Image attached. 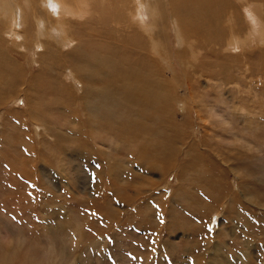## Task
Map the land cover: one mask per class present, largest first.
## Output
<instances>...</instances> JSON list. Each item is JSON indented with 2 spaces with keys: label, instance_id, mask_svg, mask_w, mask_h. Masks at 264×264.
Instances as JSON below:
<instances>
[{
  "label": "rangeland",
  "instance_id": "1",
  "mask_svg": "<svg viewBox=\"0 0 264 264\" xmlns=\"http://www.w3.org/2000/svg\"><path fill=\"white\" fill-rule=\"evenodd\" d=\"M201 1L219 19H179L178 0H123L114 32L87 35L77 60L88 61L76 69L93 76L80 85L94 90L93 133L84 92L61 86L71 81L60 74L66 53L30 84L39 66L29 70L26 49L0 42V264H264V41L252 58L226 50L227 16L247 39L246 26L264 25L255 14L264 4ZM147 4L156 25L144 31L130 14ZM49 81L66 90L43 93Z\"/></svg>",
  "mask_w": 264,
  "mask_h": 264
},
{
  "label": "bare ground",
  "instance_id": "2",
  "mask_svg": "<svg viewBox=\"0 0 264 264\" xmlns=\"http://www.w3.org/2000/svg\"><path fill=\"white\" fill-rule=\"evenodd\" d=\"M61 1L63 3H60ZM124 1H126V0H124ZM238 1L241 2L242 0H238ZM247 1L248 2L249 1L260 2L262 5L264 4V0H246V2ZM194 2H196V3H194ZM210 2H211L210 5L213 7L219 6L223 3L222 0H210ZM242 2L246 3L245 0H243ZM24 3L26 5H24ZM127 3L126 4L123 3V0H108L107 2H106V0H18L17 2L15 0H0V22H2V24H3V28L1 29V27H0V36H1L0 42H3L5 40H9V42L13 41V43L15 45L14 47L16 48V50L19 47H21L23 50L26 49L27 53L25 56L27 57V59L25 62L27 63L29 70H32L34 68V64L39 66L38 67L39 72H37V74L33 73V75L32 74L29 75L28 70H26L27 74L30 76V80H31L30 84H33L35 81H38V80L44 81L45 75H47L46 74L47 69L54 66L59 57L63 58V53H66L65 55H68L65 60H63V59L60 60V65L65 64L63 66V70L60 71V74H61V76L64 75V77H66L67 79L70 78L71 81L69 84L66 83L65 81H60V80L59 81L61 82V86L65 87V88L68 85H73V86H69V87H73L76 94L80 93L81 91L84 92L83 95L85 97V100H84V102H81L82 105H80V103H79V108H80V111H82L83 113L86 112L87 115L90 116V117H87L86 119H84L85 120L84 124L86 125L88 123L87 125L92 129V133H93V122H92V120H90V118L92 119L91 115H95L96 112L90 113L89 109H92V106L90 105L89 101H87V96L89 97L90 94L94 90L90 91L86 87V89L84 91V89H82L80 87V85L85 83L86 78H88V80L89 79L92 80L93 76L92 75L90 76V74L88 75V71H86L85 69H83L84 72L77 74L79 70L76 68L81 67L84 62L88 61V60H85V61H82V63L80 62L81 63V66H80V64H78L79 60H77V57L80 54L79 52H83V50L85 48L84 44L87 41V35H89V34L91 35L92 33H96V38H97V36L101 37L102 34H104L103 36H105V34L114 32L113 29H115V28L112 27L111 22H112V24L113 23L117 24V26H118V24L121 23V22L117 23L115 18L118 15H122L123 11H125V6L129 5V3H128V5H127ZM149 3H151V2H149ZM248 5H249V3H248ZM207 6L208 5H206V4L204 5L201 0H197V1H195V0L194 1L178 0L177 5L175 6L176 7V12H175L176 15L175 14L174 15L178 16L179 19H181V17H184V19H186L187 17L188 18L193 17V16H196L199 14L200 15L208 14V15L214 17L215 19H219L220 13L218 11H216L215 9L211 8L210 6H209V11H208ZM243 6L245 7L244 4H243ZM249 6L252 7L253 9H255V7H253V4H250ZM154 8L155 7L150 6V4H147V5H144V7H142L141 9H138L137 11H135L134 14L131 13L130 16H133L132 19L134 21H136L137 24L139 26H141V28L144 31H148V29H151L152 26L156 25L153 22L155 19H152L153 21H151V23H149L148 25H147V22L145 21L149 15H150V17H153L156 14V10H155L156 8L155 9ZM158 9H159V7H158ZM259 9H261L260 10L261 13L258 11H255V14H260V15L263 14L262 18L260 20H262V19L264 20V6H263V8H259ZM232 13L227 16V23L230 27L229 30L233 34L231 37L232 39H230V42L229 43L227 42V44H226V50L235 51V52L238 51V53L240 52V55H237V57L238 56H244L248 52L246 54V56H249L250 58H252L255 55V53H251V52H254V50L257 49L256 46L259 45V42L264 41V25L262 24L263 22H261V25H260L261 30H259V31H255L254 28L246 26L247 30H248V34H245V35H247L248 38L247 39L246 38L241 39L236 34V31H239V20ZM245 13H247V12H245ZM124 15L126 16V14H124ZM83 16H87V19L83 20L82 19ZM122 18H120V19H122ZM247 18L248 17H246V19ZM120 19L117 21L119 22ZM127 19L129 20V18H127ZM180 22H181L182 26H185V28H187V25H186L187 23L185 21L184 22L180 21ZM196 22H199V20L196 19ZM160 23H161V21H160ZM243 23L244 22H242V24ZM246 24H248V23H246ZM124 25H127V24H124ZM244 25H245V23H244ZM128 27H130L129 24H128ZM153 29L155 30V28H153ZM232 29H233V31H232ZM121 30H119V31H121ZM1 31H3L2 35H1ZM43 31L45 32L44 34H43ZM125 32H127V31H125ZM253 34L256 37L255 42H254ZM99 35H101V36H99ZM133 35H135V34L133 33ZM182 35H184V34H182ZM106 36L109 37V35H106ZM112 36H113V34H112ZM131 36H132V34H131ZM147 36L149 38L150 44L152 45L151 46L152 52L159 58V61L161 62V64L165 63V56H164L161 44L158 41L154 40V38H153L154 35L152 36L151 32ZM110 37H111V35H110ZM186 37H188V36H186ZM88 38H90V37H88ZM145 38H146V36L144 37V39ZM119 41H120V39H119ZM119 41L117 40V42H119ZM74 42H75L74 47L67 49L68 46L73 45ZM114 42H115V36L113 37L112 40H110L111 44H114ZM121 42H119V43L121 44ZM183 42H184V40H182V43ZM87 44H89V43H87ZM144 44H145V42H144ZM93 45H94V42H93ZM93 45H91V46H93ZM122 45H124V44H122ZM180 45H181V43H180ZM247 46H250V48H251L250 51H248L249 49L247 51L245 50V48H248ZM8 47H9V55L10 56H12V55L15 56V54H16V56L18 55L14 51L15 48H13L12 46H8ZM102 47H104V46L101 44L99 49ZM141 47L142 46H138L137 49L140 50ZM104 49H108V47L105 46ZM87 50H89V49H87ZM243 52H245V53H243ZM101 53H103V52H101ZM128 53L130 54V52H128ZM132 53L133 52H131V54ZM141 53L137 52V54H136L137 57H135L136 62H137V60H141ZM23 54H24V52H23ZM91 54L93 55L92 52H88V53L84 52V55L85 56L87 55L88 59H89V56ZM103 54H101V56H103ZM109 54H111V53H109ZM134 54L135 53H133V55ZM252 54H254V55H252ZM98 55H99V53H98ZM260 55H262L261 51H257V56H260ZM39 56L44 57V61H45V64L47 67L44 66L43 60L40 59ZM128 56L130 57V55H128ZM110 57L111 56H109L108 58L110 59ZM84 58H86V57H84ZM108 58H106V59H108ZM96 59H97V57H96ZM109 59H108V61H109ZM92 60H94V59H92ZM91 63L93 64L94 62H91ZM104 63H106L107 65H110L109 63H111V61L110 62H104ZM96 64H98V63H96ZM105 65H103V66L107 67ZM8 69H10V68H8ZM75 69H76V72H75ZM11 70H13V69H10L8 71H4L2 73H9V71H11ZM109 70L110 69H108V71ZM140 70L141 69H139L138 71H132V70L129 71L127 69V70H125V74L124 73H122V74H124V77L133 78L134 76H137V78H138L141 74L139 72ZM73 72H75L74 75H73ZM144 73H146V72H144ZM107 75H108V73H107ZM109 75H110V73H109ZM95 77L96 76H94V78ZM19 79H20V81H22L25 79V77L19 78ZM54 80H55V78H54ZM55 81H58L57 78ZM52 86H53L52 81H49L48 85H45L43 93L47 94L49 92V93L57 94V96H54L55 98H57L59 96V94H61V92H64V90H66V89H64V90L60 89L59 91H57V90L53 91ZM49 87H51V88L48 89ZM89 100H91V98ZM94 109H93V111H94ZM251 120H252V118H250L248 121L251 122ZM84 129H86V128H84ZM129 134L132 135L131 132ZM84 135H87V134H85V132H84ZM84 143H85V141H84ZM90 143H92V142H90ZM88 144H89V142H88ZM92 145H93V143H92ZM101 153H103V152H101ZM84 160L86 161L85 157H84ZM88 163H90V162H88ZM95 169H97V168H95ZM187 169H189V168H187ZM95 171L96 170H94V172ZM95 173H97V172H95ZM181 175H183V174H181ZM96 176L99 177V173L96 174ZM180 178H181V176H180Z\"/></svg>",
  "mask_w": 264,
  "mask_h": 264
}]
</instances>
